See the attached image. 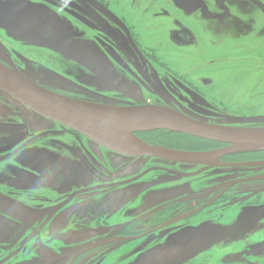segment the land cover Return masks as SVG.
<instances>
[{
    "label": "rangeland",
    "instance_id": "rangeland-1",
    "mask_svg": "<svg viewBox=\"0 0 264 264\" xmlns=\"http://www.w3.org/2000/svg\"><path fill=\"white\" fill-rule=\"evenodd\" d=\"M241 1L225 0L220 6L218 0H204L215 13L210 19L194 9L195 0H0V57L33 81L63 91L84 86L122 98L99 79L104 72L133 88L147 103L152 100L157 105L169 104L163 100L167 96L170 103L186 106L206 122L264 127V0H246L248 8L242 7ZM161 7H168L174 16L198 31V46L177 48L170 43L172 21L153 16ZM147 53L167 63H181L185 69L182 74L187 76H178L166 67L163 71L158 62L156 66L163 72L151 73L163 91L156 94L137 72L130 71L132 62L127 54ZM71 56L80 64H84L85 57L92 73ZM91 61L100 66L89 65ZM205 74L214 76L216 83L208 88L190 83L189 79L197 81ZM31 114L30 118L22 115L19 101L0 90V122L4 123L0 129V155L30 143L33 138L28 133L38 129V134L48 138L32 144H36V150L42 149L44 156L54 147L55 154L61 152L68 157L58 156L65 164L67 160H84L86 170L104 174H92L91 181L98 175L105 182L112 172L119 186L87 194L99 198V205L93 202L80 210V205L74 203L57 212H45L50 203L45 197L52 198L48 194L34 196L27 203L21 201L23 207L15 208V203H20L18 191H22L17 185L40 183L42 179L36 180L30 168L19 166L18 156L0 161V198L12 208H0V221L6 228L0 226V261L12 255V264H33L34 254L30 251L11 253L29 241L28 247L40 248L37 264H66L77 253H65L81 251L90 242H101L105 249L93 264H264V183L241 185L228 200L201 210L195 205L201 197L209 201L212 192L232 179L264 176V166L205 168L153 158L144 163L141 158L115 152L110 154L114 160L109 166L108 158L97 161L84 152L98 150L93 142ZM134 134L142 141L143 136L167 145H213L163 129H144ZM256 158H264V153L247 155V159ZM30 161L35 164L37 160ZM77 162L72 165L74 169H80ZM148 166L152 169L147 170ZM163 190H175L172 198L182 200L169 203L164 210ZM36 209L42 211L36 213ZM73 213L75 216L69 219L68 214ZM155 218H160L157 224H165L160 230L141 237L112 238L121 225L132 219L135 233L149 231ZM96 222L102 225L88 234V228ZM10 229L25 231L26 235L9 233ZM4 244L8 246L2 254Z\"/></svg>",
    "mask_w": 264,
    "mask_h": 264
},
{
    "label": "flooded vegetation",
    "instance_id": "flooded-vegetation-1",
    "mask_svg": "<svg viewBox=\"0 0 264 264\" xmlns=\"http://www.w3.org/2000/svg\"><path fill=\"white\" fill-rule=\"evenodd\" d=\"M225 0H218V4L220 6L224 5ZM241 5L244 8H248L249 7V2L246 0H242L241 1ZM194 9L197 10H201L203 16L206 18H210V19H214L215 18V13L210 11V8L207 6V4L204 2V0H195L194 5H193ZM150 8L146 9L147 12H149ZM153 16L154 18H159V17H164V18H168L172 21V27L169 29L168 31V36H169V40L170 43L177 47V48H188V47H193V46H198L200 43V35L198 33V31L191 26L190 24L186 23L181 17L178 16H174V12H172L171 9H169L168 7H161L159 10L153 12ZM72 55V54H70ZM127 56L130 58V61L132 62L131 66L132 69L130 70L131 72H137L138 74V78L141 79V81L145 84L146 87H149L153 92L159 93L162 92V88L160 87V85L156 84L154 78L152 77V73L151 71L153 70H157L160 72L166 71V68L170 71H173L176 75L178 76H187V74H182L183 71H185V69H183V67L181 66V63H178L176 61H174V63H167V60H161L159 57L155 56V55H149L147 54H138V55H132V54H127ZM72 58V56H71ZM85 61L86 58L84 57ZM72 60L74 62H76L77 64L81 65L84 69L88 70L89 72H91V70L88 68V64L84 61V64H80L76 58H72ZM93 60V59H92ZM0 61L4 62L5 64H8L10 66H12L11 64L7 63L3 58L0 57ZM158 62L162 63V67H164L163 71L159 70L157 68V64ZM96 63L94 61H91L89 65L91 66H95L97 67V65H95ZM90 66V67H91ZM100 66V65H99ZM13 68L19 70L18 68L12 66ZM135 67L137 69V71H135ZM143 67V68H141ZM166 67V68H165ZM92 69V68H91ZM22 74H24V72H22L21 70H19ZM92 73V72H91ZM159 73V72H158ZM26 76V74H24ZM159 75H161L159 73ZM100 76L102 78H99L102 82H106L108 83L112 88H114V91L117 92L118 94L121 95L122 98L120 99H115L114 96L111 95H107L106 93H103L101 90H97L95 88H88V87H73L72 89L68 90H60L55 86H49V85H45V84H41L38 81H33L51 91H54L56 93H59L61 95H65L71 98H75V99H79V100H83V101H87V102H93V103H102V104H111V105H121V106H132V105H154V106H161V107H167V108H171L174 110H177L189 117H192L194 119L200 120L202 122H206L201 120L200 118H198V116L190 111H188V108H186V106H177L175 104H173L172 102L170 103L168 97H164L163 100H165L166 102H169V104H154L151 100V102L147 103V100L143 99L141 96L137 95L136 91L131 88L130 86H128L127 84H125L124 82L120 81L119 79H116L115 77L112 78V76H110V74H106L104 72L100 73ZM190 83H193L195 86H199L200 85L202 87H210L212 85H214L216 83V79L214 76L212 75H201L199 76L198 80L196 81V79H189ZM165 88V87H164ZM2 91V90H1ZM82 91L86 92L90 91L91 93H88V95H84L82 93ZM8 94V93H7ZM124 98V99H123ZM20 111L22 113V115H24L25 117H31L32 113H35L37 115H39L40 117H42L44 120L46 121H53L56 124L60 125L61 127H63L64 129L69 130L70 132H72L73 134L77 135L78 138L82 137L84 139H88L91 142H93L95 144V146L98 148V150L96 151H87L85 150L84 152L87 154H91L95 160L100 161V160H104L107 159L111 162L112 159L110 154H113L114 152L125 156V157H131L134 158V156L132 155H126V154H122L119 152H116L112 149H109L107 147H104L103 145L97 143L96 141L92 140L91 138L87 137L86 135L70 128L67 127L66 125H63L49 117H46L40 113H38L37 111L31 109L30 107L22 104L20 101ZM206 123H211V124H216V125H225V124H218V123H212V122H206ZM4 123L0 122V129L3 127ZM226 126H230V125H226ZM163 130H167V129H163ZM34 133H31L28 135L33 138L32 141L33 142H38L39 139L41 138H48V135H42V134H38L39 130L35 129ZM171 133H177L179 135H183V136H187L190 138H194L195 140L198 141H204L206 143H209V145L211 146H202V147H190V146H184V145H167V144H163V143H159L156 142L155 140L151 139V138H146L142 136V139L144 141H146V143L152 144V145H156V146H162V147H167V148H171V149H178V150H187V151H212V150H219L222 149L224 147H227L229 144L227 143H222V142H217V141H213V140H208V139H204V138H200L197 136H193L190 134H185V133H180V132H175V131H171L168 130ZM141 134V133H140ZM42 135V136H40ZM149 137V136H148ZM29 141L30 143L28 144H24L23 146H19V148L16 149H12L9 148L8 149V153H5L4 155H0V161H5V160H9L12 159L16 156H18V159L16 160V162L18 163L19 166L23 167L25 166L26 168H30V173H32L34 175V178L38 181H40V179H42V182L38 183L37 181L32 182L28 185L26 184H18L17 186L19 187V190L22 191H18L17 194V198L20 200V203H15V208H22V202H28L29 200H33L34 196H39V194H48L49 196H51L52 198H48L45 197L46 200H48V202H50L48 204L47 207H45V209H43V211L45 212H57L60 211V209H63L67 206L73 205L74 203H76L77 205H80V209H82L81 207L88 205V204H92L93 202H95L96 204H94L95 206L99 205L98 201L99 198H89L86 197L87 194L90 193H94V192H98V191H102V190H112L115 187H118L119 184L118 182H114V173L109 172V175L107 177V181L103 182L101 180H99L100 176L104 175L100 172H98L96 169H94V173L93 170H86V166L84 160L83 161H75L71 160L70 163L66 162V165L58 156H63L61 154V152H58V155L55 154V149L54 147L52 149H50L48 152H50L51 154H47L44 156V153L41 150H36V144L34 143V145L32 144L33 142ZM22 144V143H21ZM35 146V147H34ZM16 147V146H15ZM50 148V147H49ZM62 147H59L60 150ZM27 149L25 152L24 150ZM47 149V148H46ZM7 151V149H6ZM2 152V151H1ZM5 152V151H4ZM3 152V153H4ZM24 152V154H23ZM31 152V155H30ZM108 152V153H107ZM70 153V151H69ZM261 154L264 153V151H254V152H243V153H234V154H228L223 156L222 158H220V163H241V162H248V161H264V158H256V159H247V155L249 154ZM64 157V156H63ZM62 157V158H63ZM137 158H141L142 161L144 163H148V161L150 160V158L152 159H159L162 161H166V162H173V163H179V164H183V165H187V166H203L205 168H231V167H248V166H264V165H243V166H225V165H211V164H198V163H187V162H180V161H175V160H169V159H164V158H158V157H153V156H135ZM3 158V159H2ZM31 158H35L37 161L35 164L31 163ZM79 158V156H78ZM64 159H68V157H64ZM24 161V162H23ZM80 165V169L78 168H73V164L76 163ZM113 163L111 162V164H109V166H111ZM83 168H85V170L83 171ZM23 167V168H25ZM156 168V167H154ZM151 166L147 167V170H151ZM99 174L100 176L96 175L95 178L93 179L94 181H91L92 178V174ZM178 173H181L183 175H190V173H185L182 171H178ZM32 175V176H33ZM41 175V176H40ZM255 182V183H254ZM264 183V176L262 175H257L255 177L252 176H244V177H240V178H235L232 179L228 182H226L225 186H223L222 188H217L216 191L212 192L208 197L212 196V198H210L209 201L205 202L204 200H206L205 197H201V198H197V202L195 205H198V210H201L202 208H205L208 204L210 205L211 203H216V202H220L221 200H228V196L231 192H233L235 189L241 187V185H247V183L249 184H255L258 186V183ZM261 186L263 184H260ZM43 186H47V188L43 187ZM16 190V189H15ZM52 190V191H51ZM176 192L175 190L171 191V190H163V196H166V201L161 205L163 207L164 210H166V206L169 203H174L176 201H178L179 198L177 199H173L172 197L175 195ZM20 193V194H19ZM1 195H3V193L0 192ZM202 193H197L195 195H200ZM233 194V193H232ZM47 196V195H46ZM84 196V197H83ZM43 197V196H42ZM55 199H57L58 201L55 203H52V201H54ZM182 200V199H179ZM196 200V199H194ZM40 205V204H39ZM59 205H63L58 207ZM8 204L6 203V201L4 199L0 198V208L3 210H7V209H12V208H8L7 207ZM37 210V209H36ZM161 209H159L157 211V213H159ZM38 211H42V209L37 210L36 213H38ZM169 211V210H167ZM166 211V212H167ZM156 213V214H157ZM81 215V214H80ZM3 215H0V217H2ZM75 216V213L73 214H68V218L71 219ZM4 218V217H3ZM99 219H101V217H99ZM6 221H8V219L5 218ZM137 220V219H136ZM160 218H155L152 222L153 223V228L149 229V231H145V232H139V233H135L134 232V228L132 225L134 223V219H132V221H129L127 224L121 225L120 229H118L116 232H114V236L112 238H118V237H141L145 234H149L152 233L156 230H160L162 227L165 226V224H163L162 222H160L159 224H157L156 221H159ZM5 221V222H6ZM168 220H165V222H167ZM10 222V221H9ZM102 224L97 223L95 224V226L93 227H89L88 228V234H91L92 232L96 231L97 228H99ZM131 225V227H130ZM0 226L4 229V223L0 221ZM10 231H14L16 234L18 233L16 230L14 229H10L8 232L10 233ZM78 232H83L82 230H78ZM18 234H22V237H24L25 231L22 233H18ZM26 235V234H25ZM15 236H21V235H15ZM2 239H4V237H2ZM29 241H26L24 244H22L21 246L17 247L13 252L16 255L18 254H23V252L25 251H30L31 253L34 254L33 258V264L36 263V261H38V256L37 253L39 252V247H28L29 245ZM8 246V245H7ZM7 246H5V244L2 246L3 250H2V254L5 253V251H7ZM10 246V245H9ZM103 251H105L104 249V245H102L101 242H90L88 243L85 247H83V249L81 251H79V249H74L69 251L68 253H65L64 255H73L77 253V256H75V259H68V261L66 262V264H93L94 263V259L98 258L100 259L102 257V253ZM10 253V254H11ZM62 255V256H64ZM69 256V257H70ZM12 258V255L8 256L5 258V260H1L0 264H12V261H14V259L9 262V260ZM8 259V260H7ZM32 263V262H31ZM30 263V264H31ZM37 264V263H36ZM54 264V263H52Z\"/></svg>",
    "mask_w": 264,
    "mask_h": 264
},
{
    "label": "water",
    "instance_id": "water-1",
    "mask_svg": "<svg viewBox=\"0 0 264 264\" xmlns=\"http://www.w3.org/2000/svg\"><path fill=\"white\" fill-rule=\"evenodd\" d=\"M0 90L38 113L70 127L116 152L132 156H153L187 163L243 166L264 165V161L220 163L228 154L264 151V127L216 125L189 117L177 110L154 106H121L87 102L51 91L30 80L19 70L0 61ZM134 124L144 129H167L229 144L219 150L187 151L149 143L127 149L107 141L100 134L106 127ZM147 126L144 128L143 126ZM63 206L59 205L58 207Z\"/></svg>",
    "mask_w": 264,
    "mask_h": 264
},
{
    "label": "bare ground",
    "instance_id": "bare-ground-1",
    "mask_svg": "<svg viewBox=\"0 0 264 264\" xmlns=\"http://www.w3.org/2000/svg\"><path fill=\"white\" fill-rule=\"evenodd\" d=\"M143 127L146 128L147 126L144 125ZM139 128L141 127L134 124H121L106 127L99 132L107 141L120 147L133 149L146 144L134 134Z\"/></svg>",
    "mask_w": 264,
    "mask_h": 264
}]
</instances>
